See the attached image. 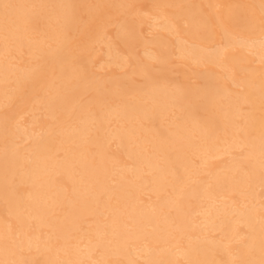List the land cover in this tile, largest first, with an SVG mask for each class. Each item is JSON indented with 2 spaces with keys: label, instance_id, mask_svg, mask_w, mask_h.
Segmentation results:
<instances>
[{
  "label": "bare ground",
  "instance_id": "6f19581e",
  "mask_svg": "<svg viewBox=\"0 0 264 264\" xmlns=\"http://www.w3.org/2000/svg\"><path fill=\"white\" fill-rule=\"evenodd\" d=\"M0 264H264V0H0Z\"/></svg>",
  "mask_w": 264,
  "mask_h": 264
}]
</instances>
